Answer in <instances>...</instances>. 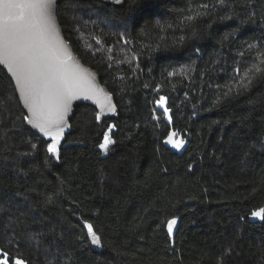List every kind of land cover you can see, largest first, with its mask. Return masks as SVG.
I'll return each instance as SVG.
<instances>
[{
    "label": "trees",
    "instance_id": "16d2710c",
    "mask_svg": "<svg viewBox=\"0 0 264 264\" xmlns=\"http://www.w3.org/2000/svg\"><path fill=\"white\" fill-rule=\"evenodd\" d=\"M57 18L117 112L78 108L57 159L0 70V249L27 264H264V0L63 1ZM177 131L181 158L163 147Z\"/></svg>",
    "mask_w": 264,
    "mask_h": 264
},
{
    "label": "snow or ice",
    "instance_id": "6c2138e0",
    "mask_svg": "<svg viewBox=\"0 0 264 264\" xmlns=\"http://www.w3.org/2000/svg\"><path fill=\"white\" fill-rule=\"evenodd\" d=\"M55 3L56 0H0V64H6L15 77L23 102L32 113L29 123L51 138L47 151L59 159L64 115L70 101L85 90L86 82L68 64L69 58L63 53L53 15ZM260 55L264 58V53ZM87 90L93 91L90 85ZM164 101L165 97H161L157 103L164 107ZM108 110L114 108L109 106ZM164 111L167 113L168 109L164 107ZM96 119L100 120L99 114ZM166 142L173 143L171 135ZM113 143L105 132L99 147L107 152ZM181 146L182 143H173V147ZM251 215L264 220V207ZM176 224V218L167 221L169 235ZM85 226L92 243L99 245L100 237L93 226L87 223ZM0 264H27V261L0 249Z\"/></svg>",
    "mask_w": 264,
    "mask_h": 264
},
{
    "label": "water",
    "instance_id": "95a60500",
    "mask_svg": "<svg viewBox=\"0 0 264 264\" xmlns=\"http://www.w3.org/2000/svg\"><path fill=\"white\" fill-rule=\"evenodd\" d=\"M63 1H73L77 3H89V2H96L101 5L119 9L122 8L125 0H120V3H117L116 0H56V3L53 6V15H54V20L56 24V32L58 34V39L59 42L62 46L63 53L69 58L68 59V64L74 68L79 76L83 78V80L86 82L85 84V90L79 92L75 98H73L70 101L68 111L64 115V129H63V135L60 138V144L64 141V139L71 133V122L74 120L76 116V110L78 108H89L92 109L96 114L100 115V120L99 121H105L110 118H112L116 112H117V107L114 102L113 97L111 94L108 92L107 89H105L101 83H100V78L98 74L87 67H85L82 62L77 58L75 53L73 52V49L71 46L66 42L63 34V30L59 25L58 18H57V9L59 5ZM0 70L6 75V77L9 79L11 84L14 87L16 97L18 99L19 106L24 113L26 117V128L27 130L32 133L35 137L39 138L43 142L46 143H51V138L48 136H45L44 133H42L39 128H37L34 124L29 123V120H31L32 113L31 111L27 108V106L23 102V98L19 92L18 86L16 84L15 77L13 74L9 71V68L6 64H0ZM91 86L93 91H88L87 88L88 86ZM112 106L114 108V111H109L108 107ZM165 107V106H164ZM162 107V108H164ZM174 134V135H172ZM171 135V139L173 143L175 144H181V147H173V143H168L166 142L169 139V136ZM59 144V145H60ZM163 147L164 149L168 150L172 154L176 155L177 157L181 158L186 150L189 147L188 141L183 137L182 134H180L178 131L177 132H170L166 139L163 142ZM176 231V228H174Z\"/></svg>",
    "mask_w": 264,
    "mask_h": 264
},
{
    "label": "rangeland",
    "instance_id": "374dc122",
    "mask_svg": "<svg viewBox=\"0 0 264 264\" xmlns=\"http://www.w3.org/2000/svg\"><path fill=\"white\" fill-rule=\"evenodd\" d=\"M109 146H110V145H109ZM101 150H102V152H103L104 154H107V152H108V151H107V152H105L103 149H101Z\"/></svg>",
    "mask_w": 264,
    "mask_h": 264
}]
</instances>
